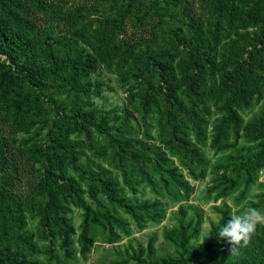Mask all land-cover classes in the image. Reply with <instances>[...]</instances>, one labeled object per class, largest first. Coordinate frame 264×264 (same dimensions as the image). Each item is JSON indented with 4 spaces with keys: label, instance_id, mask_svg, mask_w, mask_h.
<instances>
[{
    "label": "rangeland",
    "instance_id": "1",
    "mask_svg": "<svg viewBox=\"0 0 264 264\" xmlns=\"http://www.w3.org/2000/svg\"><path fill=\"white\" fill-rule=\"evenodd\" d=\"M21 3L28 48L16 58L18 67L22 62L31 68L38 64L54 66L37 77V85L24 82L19 94L13 93L4 107L0 102L1 245L21 234L29 237L35 248L22 242L19 246L29 260L41 264H114L127 253L132 254L139 244L146 247L150 238L152 258L175 254L174 247L163 238V230L176 224L180 205L189 210V216L195 208L203 212V223L196 238L190 241L191 248L202 242L210 221L219 218L215 205L225 202L233 214L249 207L264 212V168L256 171L254 181L238 203L235 198L243 188L242 179L239 189L223 198H216L214 192L207 190L213 166L232 152L215 150L211 139L215 124L225 114L224 103L231 96L227 85L241 67L254 73L243 85L247 103L240 99L236 105L242 119L238 141L242 151L255 144L243 136L244 125L264 118V0ZM67 57L91 61L93 65H83L70 73L60 67ZM21 99L26 100L23 108L17 106ZM79 108L93 112L96 121L104 122L107 130L101 133L89 126L87 132L73 124V115ZM194 125L201 129L200 140ZM172 131L198 149L202 164L192 162L181 148L175 154L166 149L164 141ZM58 141L67 152L57 146ZM119 146L128 151L125 157L116 154ZM145 146L161 147L172 159L171 164L190 184L188 197L182 198L175 187L170 194L162 190L156 196L143 182L134 184L135 192L124 185L122 194L133 202L158 198L164 217L139 229L128 214L116 208L117 214L129 221L130 233L115 227L120 238L108 243L107 231L94 228L95 241L86 259L77 252L75 241L83 210L66 203V215L75 228L76 251L66 258L56 235L51 240L56 259L49 260V241L42 236L40 225L46 200L39 191L47 163L44 150L52 152L54 158L58 152L66 155L72 151L88 171L102 167L123 184L121 166L142 163L144 155L140 150ZM145 151L147 157L152 155ZM189 168L195 174L202 171L204 176L193 178ZM55 169V173L79 179L65 156ZM136 173H130L131 179L139 178ZM87 182L82 178L83 195L95 206L88 197ZM98 196L105 200L102 194ZM127 264L138 263L132 259Z\"/></svg>",
    "mask_w": 264,
    "mask_h": 264
},
{
    "label": "trees",
    "instance_id": "2",
    "mask_svg": "<svg viewBox=\"0 0 264 264\" xmlns=\"http://www.w3.org/2000/svg\"><path fill=\"white\" fill-rule=\"evenodd\" d=\"M23 8L21 0H0V102L4 103L3 107L13 93L19 94L18 89L24 82L33 86L37 85L39 82L37 77L42 76L48 68L52 69L54 66L53 63L48 67L38 64L31 68L22 62L18 67L19 63H16V58L28 48L22 16ZM2 56H5V59H2ZM83 65L91 67L93 63L84 60L80 62L76 58L67 57L62 61L60 67L74 73L77 68ZM253 76L252 71L243 67L232 75L230 83L227 85L231 96L224 103L225 114L215 124L211 139V146L215 150H232V152L225 155L222 162L213 166V177L210 179L211 184L207 190L214 192L216 198H223L237 191L241 183L240 179H242L243 188L235 198L237 203L243 200L246 191L254 181L256 171L264 168V118H255L243 127V136L255 143L254 147L242 151L238 146V141L242 136V119L239 117L236 105L240 99L247 103L243 85ZM25 102L26 100L21 99L17 106L23 108ZM72 120L73 124H78L81 129L87 132H89V126L95 127L101 133L107 130V125L104 122L96 121L93 112L85 111L82 108L75 112ZM194 126L198 137L201 135V129L197 125ZM230 133H232V141H230ZM198 140H200L199 137ZM164 145L171 154H175V150L181 148L192 162L197 165L202 164L198 149L190 146L188 141L178 136L175 131L167 134ZM57 146L67 152L60 141ZM141 149L140 152L144 155L142 163L138 166H121L123 184L102 167H98L97 171H88L89 169H86L83 163L77 161V156L72 151L66 155L58 152L54 158L52 152L48 149L44 150L47 163L39 181V191L46 200L40 217V225L42 236L49 241V247L46 249L49 260L56 259L51 241L56 235L60 238V248L66 258L72 257L76 251L73 241L75 228L66 215L68 210L66 203L83 210L80 230L75 241L78 244L77 252L83 259H86L95 241L94 228L101 227L107 231L106 242L108 243L118 241L120 238L115 227L125 234L130 233L129 221L117 214L116 208L128 214L139 229H142L147 222H159L164 217L162 202L158 198L133 202L122 194L124 185L135 192L134 184L139 181L143 182L156 196H160L162 190L170 194L171 188L175 187L182 198L188 197L191 191L190 184L178 171L177 166L171 164L172 159L166 155L165 151L156 146H145ZM145 149L152 153L150 157L145 155ZM116 154L125 157L128 151L124 146H119ZM62 156L68 158V163L79 179L65 173H55L56 164L61 162ZM146 162L150 164L152 172L149 171V165ZM188 170L193 178L204 176L202 171L195 174L192 169ZM131 172H137L139 178L131 179ZM82 178L88 180L87 194L94 201L95 206L88 203L83 195ZM99 193L104 196L106 201L98 196ZM214 210L219 214V218L216 221H210L209 230L200 244L192 248L189 245L190 241L198 235L203 223L202 210L195 208L193 215L189 216V210L180 205L175 215L176 224L163 230V238L174 247L175 254L152 258L154 247L153 238H150L146 247L139 244L132 254L127 253L126 257L114 264H127L132 259L138 264H264V225L257 227L246 247L242 246L231 252L230 245L220 238L218 233L220 227L233 214L232 209L224 202L221 206L215 205ZM30 240L29 237L20 234L13 238V241L9 240L4 245L0 244V264H41L38 261L29 260L24 250L19 246V243L22 242L29 248H35Z\"/></svg>",
    "mask_w": 264,
    "mask_h": 264
},
{
    "label": "clouds",
    "instance_id": "3",
    "mask_svg": "<svg viewBox=\"0 0 264 264\" xmlns=\"http://www.w3.org/2000/svg\"><path fill=\"white\" fill-rule=\"evenodd\" d=\"M259 225H264V212L249 207L232 214L230 219L220 227L218 236L230 245V251L233 252L250 243Z\"/></svg>",
    "mask_w": 264,
    "mask_h": 264
}]
</instances>
